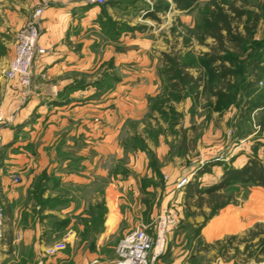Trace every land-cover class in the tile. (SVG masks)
Here are the masks:
<instances>
[{"label": "rangeland", "instance_id": "374dc122", "mask_svg": "<svg viewBox=\"0 0 264 264\" xmlns=\"http://www.w3.org/2000/svg\"><path fill=\"white\" fill-rule=\"evenodd\" d=\"M161 2L167 4L162 6L163 28L150 23L130 28L129 57L124 61L100 57L98 72H71L72 79L66 78L64 93L81 85L84 98L93 97L99 104L92 126L83 120L80 146L83 169L91 167L96 174L83 176L93 182L92 191L98 189L99 196L107 182L122 186V193L141 210L143 221L133 228H154L163 211L170 213L173 223L166 233L167 249L155 264H264V187L236 182L222 191V198L212 200L207 193L201 201L196 196L187 202L184 198L188 183L205 189L220 179L224 166L219 164L197 176L205 164L219 160L238 167L254 151L264 160V75L252 95L245 90L252 79V62L264 60V19L243 48L230 49L227 66L234 75L229 90L204 56L211 49L206 25L214 11L228 10L233 4L264 15V0ZM42 5L33 9L31 18ZM237 22L244 33L245 20ZM105 33L107 38L114 35L108 29ZM98 47L100 53L109 49L102 42ZM166 55L177 57L193 75L202 74L204 82L232 98L225 100L224 95L201 87L177 88L166 68ZM248 102L254 105L249 107ZM66 131H76L74 124H66ZM91 133L97 140L85 141ZM43 179L64 178L38 174L36 180ZM98 207L102 213L103 205ZM120 239L114 246L102 247L92 264H117Z\"/></svg>", "mask_w": 264, "mask_h": 264}, {"label": "crops", "instance_id": "0c3cea01", "mask_svg": "<svg viewBox=\"0 0 264 264\" xmlns=\"http://www.w3.org/2000/svg\"><path fill=\"white\" fill-rule=\"evenodd\" d=\"M161 1L152 5L149 0H106L104 4L0 0V109L5 117L0 122V199L5 209L0 264H92L102 247L114 246L143 221L141 210L134 208L120 184L107 182L101 196L98 189L92 191L93 182L83 174L93 177L96 172L91 167L83 169L80 146L83 120L92 126L99 104L93 97L84 98L81 85L63 91L71 72H98L100 57L114 61L129 57L130 28L150 23L162 29L167 4ZM42 3L40 43L46 53L37 58L33 84L25 95L6 72L15 55L18 32ZM107 29L114 33L112 37L107 38ZM209 37L211 48L214 39ZM100 42L109 49L100 53ZM160 46L162 50V38ZM72 123L76 131H66V124ZM95 135L87 138L86 134L85 141L97 140ZM40 173H56L64 179L38 181ZM13 174L21 178L19 182ZM186 190L187 185L185 201ZM99 205H103L102 213ZM146 227L154 233V228ZM63 242L65 248L49 252ZM166 249L167 245L156 262Z\"/></svg>", "mask_w": 264, "mask_h": 264}, {"label": "trees", "instance_id": "16d2710c", "mask_svg": "<svg viewBox=\"0 0 264 264\" xmlns=\"http://www.w3.org/2000/svg\"><path fill=\"white\" fill-rule=\"evenodd\" d=\"M264 12V5H263ZM264 19V15L252 10H246L241 7H237L233 4L229 6V9L219 8L214 11L212 18L207 22L206 35L211 36L214 39V44L211 46L210 51L204 54L209 63L212 64V68L220 79V84L225 86L228 90L232 86L233 81V69L227 66V62L231 61L230 49L243 48L255 31L257 23L260 19ZM245 20V32H241L237 21ZM166 68L169 71L170 77L174 86L179 89L190 87L192 89H198L202 86L204 92H210L214 95L223 96L225 100H230L232 97L223 91L217 90L215 85H211L204 82L203 75L200 74L194 77L188 70V65L181 62L177 57L165 56ZM264 60H254L251 64L253 70L251 72L252 79L245 85V90L250 96L255 91V83L264 75ZM250 104V106H249ZM247 105L252 107L254 104L248 102ZM195 146V144H193ZM223 165L224 170L218 181L209 185L205 189H201L194 182L187 184L186 190V202L192 200L197 196L198 200H203L204 194H209L212 200L216 197H224L222 191L236 182H246L253 185L264 187V160L261 159L257 152L249 154L247 160L241 166H233L223 163L219 160L215 162L205 164L199 169L197 176L209 171L213 165ZM197 179V177L195 178ZM198 201V202H199ZM5 211V209H4Z\"/></svg>", "mask_w": 264, "mask_h": 264}, {"label": "built area", "instance_id": "2783aa9c", "mask_svg": "<svg viewBox=\"0 0 264 264\" xmlns=\"http://www.w3.org/2000/svg\"><path fill=\"white\" fill-rule=\"evenodd\" d=\"M91 1L97 4L106 2V0ZM44 7V5L38 7L31 20L18 33L15 55L6 72L8 79L18 81L24 89L25 95H27L33 84L36 60L46 53L45 47L40 43V38L43 34ZM4 119V114L0 109V122L4 121ZM12 178L15 182L20 181V177L17 174H13ZM185 181H181L179 185L185 183ZM3 222L4 207L0 202V242L3 238ZM172 223L173 219L170 213L163 211L155 224L154 233H150L147 227L143 226L136 227L125 234L117 245V264H155L158 257L165 251L166 233L171 228ZM65 247L66 244L64 242L57 243L55 248H51L49 252L54 253L57 249Z\"/></svg>", "mask_w": 264, "mask_h": 264}]
</instances>
